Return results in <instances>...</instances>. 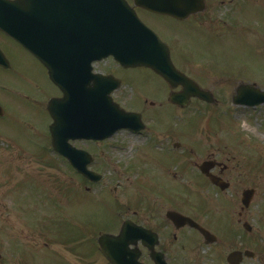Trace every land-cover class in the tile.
I'll return each instance as SVG.
<instances>
[{
  "label": "rangeland",
  "instance_id": "obj_1",
  "mask_svg": "<svg viewBox=\"0 0 264 264\" xmlns=\"http://www.w3.org/2000/svg\"><path fill=\"white\" fill-rule=\"evenodd\" d=\"M244 1L247 0L242 2ZM231 2L235 3V0ZM247 2L242 10L229 4L228 0L223 5L217 2L221 7L207 12L206 22H198L204 19V16H198L199 30L194 32L188 31V26L192 28L190 23L175 25L177 29H182V41L180 49L173 50V59L179 69L198 80L200 86L218 94L220 104L206 109L202 102L192 101V105L184 111L166 105L162 109H153L152 113L155 114L154 122H157L159 128L160 141L170 136L172 141L186 142L191 151L201 155L212 144L214 148L217 147L215 144L218 139L223 141L224 147H234L239 151L243 159L244 186L256 189L255 201L260 205V202H264V104L247 108L236 106L231 100L232 88L239 81L254 82L264 90V0ZM152 25L159 31L167 28L163 24ZM241 25L242 31L239 29ZM110 66L115 70L117 68L116 63L111 60L104 64L106 69ZM115 73L118 78H124L125 82L129 81L128 78L133 79V93L129 91V87L123 91L128 110H135L133 99L139 98L135 94L140 90L149 96V100L164 95L162 82L145 69L117 68ZM143 79L147 83H143ZM13 84L14 79L0 75V103L8 106L6 110L9 114L8 119L0 120V236L3 233V223L21 222L23 225L29 221L31 223L32 219L44 220L43 223L53 221L56 235L53 238L56 241L54 244L58 259L63 260L64 264H77L60 247L61 236L69 232L66 226L61 225L66 217L85 215L84 220L90 221L86 230L94 233L103 228V225L106 226L103 223L105 216L115 210H132L141 215L148 214L149 210L159 209L165 205L160 200L155 201L160 196L175 195L181 211L186 213L192 212L190 208L195 205L216 200L214 197L208 199L205 190L196 191L200 187L195 181L191 186L180 181L182 176L179 173L183 168L180 160L175 164V178L180 181L177 188H165L163 179L142 171L139 162L142 163L143 158L138 150L140 140L126 132L116 135L111 141V150L104 152L107 165L104 168H93L102 175L101 180L94 184L89 182L79 188L74 173L68 168H60L59 158L44 152L43 141H34L37 132L41 131L35 125L39 122L38 107L31 108L28 99L21 102L23 105L17 103L15 107H11L10 102L2 98L3 87L9 89ZM156 103L158 104L157 101ZM213 139L214 143L211 142ZM33 149H37V155L30 152ZM182 151L183 149L177 150L178 154ZM154 158L163 161V153L158 150ZM255 160L257 163H253ZM58 166L62 169V183L67 181L62 188L69 189L70 196L60 187L57 178L59 174L54 171ZM249 166L252 168L247 169ZM129 167L133 169L131 172H128ZM257 174L259 178L254 179ZM255 210L253 207L252 212ZM97 214L103 217L102 222ZM40 228L42 229L41 226ZM30 230L33 231L32 228ZM35 236V233L29 236V239L34 237L33 242L29 240L30 246L41 244ZM89 239L95 240V237L89 236ZM186 247L192 246L189 244ZM60 261L59 264H63Z\"/></svg>",
  "mask_w": 264,
  "mask_h": 264
},
{
  "label": "flooded vegetation",
  "instance_id": "obj_2",
  "mask_svg": "<svg viewBox=\"0 0 264 264\" xmlns=\"http://www.w3.org/2000/svg\"><path fill=\"white\" fill-rule=\"evenodd\" d=\"M128 5L134 7L137 16L151 29L161 32L159 34L162 41L165 39L169 49L179 48L181 46L182 29H177L176 24L184 22L190 23L192 28L188 26V31L194 32L197 29L198 16H204L203 23L206 22V13L213 10H218L221 7L220 4H224L225 0H205V11L194 16L189 17L184 21H179L169 16H159L153 13H149L142 8L133 6V0H126ZM239 10H242L243 5L248 4V0H235ZM217 2H219L217 4ZM22 9H27L30 12L29 22L32 28V37L37 39V31L41 25H43L45 19L50 20L51 13H42L37 9L35 5H22L19 8L13 10H7L2 8L0 3V12L4 13L6 17L1 16L0 20L8 19L10 22H14L17 26L21 25L18 22V13ZM60 21H62V28L69 34V25L67 21L68 13H60ZM78 19V14L76 15ZM211 20L212 19H207ZM152 23L157 25H165L163 31H159L151 26ZM223 23V22H222ZM13 24V25H15ZM186 24V23H185ZM240 25V24H238ZM242 31V25L239 27ZM167 39V41H166ZM109 61H99L93 65V73L103 76L113 75L119 81V87L112 92L115 101L128 110L125 105L124 89L129 87V91L133 93V79L128 78V82L124 81V78H118L115 68L110 66V70L104 67V64ZM124 70V69H123ZM0 75L10 77L14 79V84L11 88L3 87L4 99L10 102L11 107H15L17 103L23 105L21 102L28 99V104L32 107H38V119L35 125L39 127L41 131L37 132L36 139L44 142V152L58 156L61 160L60 168H69L76 177V183L79 188H82L83 177L78 172L73 171L70 164L60 156V152H56L52 148L51 144V132L49 126L52 123V119L47 108V104L51 98L61 97L62 93L58 87L54 86L49 76H47V69L41 64L36 56L31 55L24 47H22L15 39L11 38L8 34L0 29ZM157 77V76H156ZM163 96H160L156 100H149L141 90L136 93L138 99H133L135 102V112L141 115L143 126L142 129L137 130L135 133L124 130L119 133H129L136 136L140 140L138 150L143 158L141 165L142 171L150 173L154 177H160L165 181V188L170 186L178 187L180 181H186L191 186L193 181L200 189L196 191L205 190L207 196L215 194L216 200L207 204H201L193 206L192 212L186 213L181 211V206L177 204L176 196H160L156 201H161L165 205L160 206L159 209H152L147 211L148 214H141L140 212L127 210L111 213L105 216L106 227L105 231H97L96 240H89V236L94 235L87 232L88 224L90 221L84 220L85 215H79L74 217H66L65 221L61 223L62 226H66L69 231L67 234L61 236L64 241L61 244V248L67 252V256L77 264H110L105 257L102 256L100 247L98 246L99 234H112L118 235L123 223L129 221L133 225H141L146 229H151L158 234V245L155 248L156 252L164 255V260L168 264H229L227 263L228 255H232L230 260L231 264H264V213L262 205L256 202V189L254 187L244 186L245 178H243V165L242 155L234 147H224L223 141L216 140L211 145L210 149H206L205 153L191 151L186 142L184 145L178 141H172L170 136L160 141L158 136L157 122H154L155 114L152 113L153 109H162L166 107L167 91L166 82L162 81ZM143 83H147L143 79ZM176 89L175 91H178ZM145 95L143 97V95ZM144 99H143V98ZM0 106L3 110L0 115V120L8 119L6 104ZM172 106V105H171ZM28 108V107H27ZM42 108V110H41ZM167 132V131H166ZM116 133L111 139H105L103 141L76 139L68 141V145L71 148L77 150H83L88 153L87 159L91 160L88 168L93 171L95 167H104L107 165V161L104 159V152L111 150L114 137L118 135ZM202 142V141H201ZM212 143L215 140H211ZM178 144V145H177ZM222 146V147H221ZM178 149H183L182 152H177ZM160 150L163 153L164 160H155V154ZM37 149L31 150L32 154L37 155ZM100 152V155H97ZM43 154V153H42ZM180 160V164L183 167L182 172L179 173L182 178L176 179L177 168L175 164ZM208 163V173L217 177L220 180V184L224 189H220L212 183L209 177L205 176L200 171L202 163ZM259 162V160H258ZM249 163V162H248ZM55 169L62 175L59 168ZM130 166V165H129ZM173 167V168H172ZM249 166L247 169H251ZM128 172L133 169L128 168ZM95 171V170H94ZM178 174V173H177ZM153 177V178H154ZM258 179L259 175H254V179ZM60 185L62 184L59 181ZM247 183V182H246ZM250 183V182H248ZM178 184V185H176ZM254 190L253 198L248 206H244L242 203V195L246 189ZM207 206L206 208L203 206ZM255 207V211L252 212V208ZM122 209V208H121ZM194 210V211H193ZM171 211L177 213H183L192 220L196 221L203 228H206L215 237L214 242L208 244L201 233L195 229H191L188 226L182 228H176L173 222H170L167 218V214ZM101 222L103 217H100ZM44 220L32 219V222L22 223L10 222L9 224L3 223L2 234L0 236V264H59L58 253L55 244L56 241L53 236L56 237L54 231V223L48 220L47 223H43ZM41 222V225H40ZM95 223V222H93ZM25 225V226H24ZM42 227V229L40 228ZM33 229L30 230V229ZM25 233V235H24ZM39 243L38 246H30V239L33 242V238L29 239L31 234ZM90 234V235H89ZM89 235V236H88ZM41 239H43L41 241ZM54 239V240H53ZM211 241V238L209 239ZM191 244L192 247H186ZM129 258L137 257L138 261L142 264H154V261L148 251L143 245L142 241H138L137 237L132 236L129 239ZM148 245V244H146ZM132 252V254H131ZM64 264V261L61 260Z\"/></svg>",
  "mask_w": 264,
  "mask_h": 264
},
{
  "label": "water",
  "instance_id": "obj_3",
  "mask_svg": "<svg viewBox=\"0 0 264 264\" xmlns=\"http://www.w3.org/2000/svg\"><path fill=\"white\" fill-rule=\"evenodd\" d=\"M38 4L44 2L50 7L45 11L56 14L52 20L56 22L52 30L44 21V40L36 44L32 40V29L29 22L30 12L21 11L22 31L15 28L7 29L32 53L37 55L48 68V76L63 92V99L52 100L49 111L54 123L51 125L53 147L59 151L62 141L70 138H86L103 140L116 131L124 128L135 130L139 123V115L127 113L110 97V93L118 84L108 78L91 74V62L113 56L125 68L147 67L168 81L172 88L182 87L181 93H172L170 102L184 107L191 97H199L211 102V97L196 84L174 69L167 46L156 34L147 28L136 17L134 10L128 7L125 0H16L6 2L7 7L17 8V2ZM21 2V3H22ZM135 5L150 12L166 14L184 19L194 12L202 10V0H134ZM44 8L42 9V11ZM78 11V19H76ZM68 13L69 34L61 29L60 13ZM235 103L252 106L264 102V91L254 84L241 85L237 90ZM1 113V110H0ZM81 173L94 180L97 177L86 171L85 164L77 161L78 152L71 150L63 154ZM202 170H205V168ZM251 191L243 195L250 199ZM177 226L189 224L202 234L208 232L200 228L194 221L178 214L168 215ZM129 226L125 224L118 238L102 236L99 241L104 248L107 245L128 246L122 239L129 237ZM137 240L142 237L151 240V249L157 243L154 233L136 227ZM120 239V240H119ZM154 258L155 264H165L160 255ZM153 256V257H154ZM112 264L133 263L110 258Z\"/></svg>",
  "mask_w": 264,
  "mask_h": 264
}]
</instances>
